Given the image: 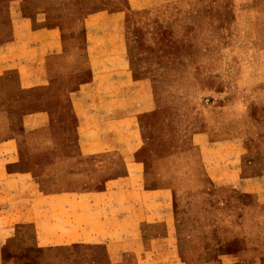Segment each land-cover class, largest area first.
I'll return each mask as SVG.
<instances>
[{"label": "rangeland", "instance_id": "1", "mask_svg": "<svg viewBox=\"0 0 264 264\" xmlns=\"http://www.w3.org/2000/svg\"><path fill=\"white\" fill-rule=\"evenodd\" d=\"M10 6L33 29L59 30L62 51H87L92 69L36 84L27 65L0 64V109L9 110L11 152L22 156L9 169L36 173L55 157L81 153L85 131L73 100L83 99L72 94L110 89L103 79L129 74L144 107L134 171L194 143L203 152V188L168 195L178 253H155V264H264V0H0L3 19ZM4 52L0 62L14 59ZM41 111L55 150L32 156L21 136L46 121ZM79 219L61 233L81 232ZM52 229L42 207L0 210V264H134L101 243L55 244Z\"/></svg>", "mask_w": 264, "mask_h": 264}, {"label": "crops", "instance_id": "2", "mask_svg": "<svg viewBox=\"0 0 264 264\" xmlns=\"http://www.w3.org/2000/svg\"><path fill=\"white\" fill-rule=\"evenodd\" d=\"M13 10L15 6H10L7 20L0 14V51L4 50L7 58L14 51V59L0 62L5 69L19 66L21 70L27 65L36 74V84L92 69L87 51H62L59 30L40 25L33 29ZM17 54L29 58L18 60ZM119 75L103 79L110 89L101 85L95 94H86V90L72 94L73 99H83L73 100L74 113L81 119L78 128L85 131L79 138L81 153L55 157L37 165L36 173L9 169L15 167L9 164L19 163L22 156L11 152L17 149V143L11 133L9 110L0 109V210L42 207L51 211L55 244L101 243L108 253H129L134 264H155V253H178L173 235L177 219L168 195L203 188V152L201 145L194 143L192 148L154 158L148 170L135 172V131L144 107L140 106L131 75ZM45 113L36 114L45 116L46 121L26 128L21 136L32 156L55 150ZM88 134L95 137L88 141ZM141 193L146 194L142 199ZM157 194L164 195L157 198ZM119 195L123 200L117 202ZM145 205L149 206L147 214L140 218ZM103 210L117 212L101 213ZM79 218L85 220L83 230L76 235L70 233ZM60 226L69 231L61 233Z\"/></svg>", "mask_w": 264, "mask_h": 264}]
</instances>
